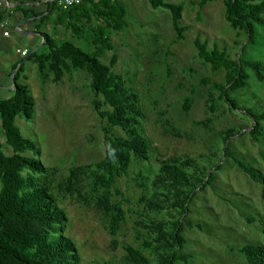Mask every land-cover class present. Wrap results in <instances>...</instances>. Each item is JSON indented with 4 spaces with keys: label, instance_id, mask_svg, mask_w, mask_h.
<instances>
[{
    "label": "rangeland",
    "instance_id": "obj_1",
    "mask_svg": "<svg viewBox=\"0 0 264 264\" xmlns=\"http://www.w3.org/2000/svg\"><path fill=\"white\" fill-rule=\"evenodd\" d=\"M165 1L183 7L182 26L187 28L184 40L177 35L171 13L153 9L149 0H121L127 9L128 27L119 32L109 31L119 55L113 71L122 75L127 86L140 96L146 118L142 130L151 144L150 160H133L127 175L118 178L111 190V201L126 214L117 237L111 235L110 219L97 205L98 196L105 190L93 191V177L82 180L86 202L60 189L72 168L106 158L105 129L124 136L121 129L110 128L95 112L90 76L73 71L65 73L59 84L53 82V75L44 84L38 66L27 62L23 76L28 80H21L28 84L36 100L35 117L31 122L18 118L16 123L22 134L41 149V156L36 158L51 175V170H55L49 188L69 219L66 234L76 243L81 264L122 262L125 246L139 248L141 245L137 241L138 232L149 238L136 224L141 218L161 220L172 216L147 214L141 203V198L151 193L152 181L162 162L171 158H190L208 171L217 164L223 166L222 171H212L214 182L189 206L188 220L192 228L185 226L187 244L183 252L194 258L187 264H250L239 250L247 245L264 247L263 186L240 169L234 159L264 173V134L259 141L252 137L255 121L245 112L249 108L256 112L264 110V84L248 70L246 87L232 93L239 109L230 108L220 100L213 86L226 83V72L213 73L211 66L199 58L196 39L201 36L210 50L217 46L233 60L242 56L264 63V27H255L257 41L251 44L245 30L234 29L228 22L224 0H215L202 10L201 0ZM59 16L64 20L62 23L58 21ZM104 23L96 13L91 14L90 20L78 21L64 18L58 10L52 32L58 43L70 41L85 51L94 52L91 33ZM112 55L106 52L102 62L110 65ZM206 78L211 80L209 85L202 83ZM8 81V86L13 87V76ZM12 96L13 91L10 96L0 94L2 99ZM190 97L193 106L190 112H185L184 105ZM212 102L216 105L214 114L210 112ZM229 132L235 137L227 144L232 156L226 157L224 138ZM5 141L0 120V146L11 155ZM26 155L33 157V153ZM114 240L118 243L116 247ZM144 254L152 264L157 263L150 251Z\"/></svg>",
    "mask_w": 264,
    "mask_h": 264
},
{
    "label": "trees",
    "instance_id": "obj_2",
    "mask_svg": "<svg viewBox=\"0 0 264 264\" xmlns=\"http://www.w3.org/2000/svg\"><path fill=\"white\" fill-rule=\"evenodd\" d=\"M215 0H201L200 10ZM155 10L165 9L172 15L174 28L180 40L185 39L187 28L182 26L183 7L165 0H149ZM226 18L234 29L247 32L249 43L257 41L255 27H264V0H224ZM50 13L60 11L58 0L47 3ZM31 18L41 14L33 12ZM64 18L78 21L90 20L91 14L96 13L104 19V26L94 29L91 33L94 52H88L70 41L58 43L49 35L43 33L44 45L37 51H31L29 56L22 59L14 69L15 88L9 99L0 98V120L6 138V146L11 149L8 155L0 146V264H81L82 257L76 243L67 236L69 219L60 207L57 198L50 191L51 176L55 170L45 168L36 157L41 156V149L32 140L26 138L16 121L18 118L27 122L35 117L36 100L27 83L26 63L34 62L45 84L53 75L55 84L61 83L65 73L86 72L91 79L95 94L93 107L110 128H119L124 136H116L109 128L105 129L107 156L104 160L87 166L75 167L70 170L66 182L60 186L70 196L83 202L82 180L93 177L92 189L103 195L97 198L99 209L108 217L110 233L115 238L120 233L126 214L123 209L111 201V190L116 186L118 178L127 175L133 160L147 162L151 158V144L144 136L142 125L145 121L140 96L127 86L122 75L116 74L113 68L119 62V55L111 43L109 31H123L128 27L127 9L121 0H84L83 4L69 11H61ZM200 15V14H199ZM49 16H43V23ZM60 21V19L58 20ZM34 22H37L35 20ZM76 26H74V29ZM77 31V29H75ZM199 58L211 66L213 73L226 72V83L214 84L219 92V98L232 109H239L238 103L232 98V93L246 87L249 80L248 70L264 84V63L251 61L240 57L231 59L225 51L217 46L210 50L208 43L201 36L196 39ZM246 47L243 49L245 52ZM106 52H111L110 65L102 62ZM203 85H209L211 80L206 78ZM14 86V84H13ZM193 98L186 100L184 111L190 112ZM210 112H216L214 102ZM246 114L255 125L252 137L259 141L264 134V110L256 112L249 108ZM212 122V120H210ZM206 126V123H202ZM240 136L244 133L239 131ZM232 132L224 138L225 156L231 157L228 142L234 138ZM27 153H33L27 156ZM237 166L247 173L254 182L263 186L264 173L248 167L237 158ZM213 170L222 171L223 166L217 164L209 171L200 168L190 158H171L161 164L158 174L152 181V191L141 198L147 214L172 215L169 219L157 220L141 218L136 224L146 232L149 238H144L141 232L137 234L139 248L132 245L124 247L125 258L122 262H106L104 264H152L144 251H150L156 258V264L189 263L194 258L183 251L187 244L184 236L185 226L192 228L189 218V206L199 193L204 192L214 182ZM176 214V215H174ZM115 247L118 245L114 240ZM239 252L250 264H264V247L247 245Z\"/></svg>",
    "mask_w": 264,
    "mask_h": 264
},
{
    "label": "crops",
    "instance_id": "obj_3",
    "mask_svg": "<svg viewBox=\"0 0 264 264\" xmlns=\"http://www.w3.org/2000/svg\"><path fill=\"white\" fill-rule=\"evenodd\" d=\"M2 1L0 0V20L8 21L10 37H5L4 32L0 29V94L10 96L13 87L8 86V80L12 76L14 77L12 74L14 68L22 60L16 51L21 48H27L30 52L37 51L45 43L43 33L55 39L52 25L54 15L58 14V11L52 13L48 11L47 3L50 0H12L7 7L1 5ZM30 9H34L33 12L42 13V15H39L37 19L31 18L33 13ZM47 15L49 19L43 23L42 18ZM35 20L37 22H34ZM63 21L60 19L59 22ZM16 32L19 35L17 37H15ZM33 46L36 49H33ZM13 52L14 55H11ZM0 98L2 99V97Z\"/></svg>",
    "mask_w": 264,
    "mask_h": 264
},
{
    "label": "built area",
    "instance_id": "obj_4",
    "mask_svg": "<svg viewBox=\"0 0 264 264\" xmlns=\"http://www.w3.org/2000/svg\"><path fill=\"white\" fill-rule=\"evenodd\" d=\"M12 0H3L1 5L7 7ZM84 0H58V7L61 11H69L73 8H76L82 5ZM9 23L7 20L1 21L0 20V29L4 32L5 37H10V31L8 30ZM17 54L24 59L29 56L30 50L27 48L18 49Z\"/></svg>",
    "mask_w": 264,
    "mask_h": 264
},
{
    "label": "water",
    "instance_id": "obj_5",
    "mask_svg": "<svg viewBox=\"0 0 264 264\" xmlns=\"http://www.w3.org/2000/svg\"><path fill=\"white\" fill-rule=\"evenodd\" d=\"M50 2L53 4V3L55 2V0H50ZM16 73H17V70L15 71L14 76L16 75ZM13 84H14L13 87L15 88L16 85H15V81H14V79H13Z\"/></svg>",
    "mask_w": 264,
    "mask_h": 264
}]
</instances>
